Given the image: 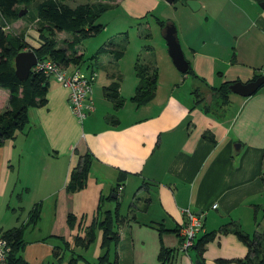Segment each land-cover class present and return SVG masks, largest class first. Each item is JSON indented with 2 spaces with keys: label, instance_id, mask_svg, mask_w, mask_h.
<instances>
[{
  "label": "crops",
  "instance_id": "obj_1",
  "mask_svg": "<svg viewBox=\"0 0 264 264\" xmlns=\"http://www.w3.org/2000/svg\"><path fill=\"white\" fill-rule=\"evenodd\" d=\"M197 1L195 12L185 0L168 6L170 10L163 8V0L117 1L137 20L168 11L165 21L164 17L155 21L175 27L191 74L178 77L166 59L165 73L168 82H180L179 86L191 79L187 100L176 94L178 86L171 83L164 93L156 87L148 103L137 107L130 95L133 106L127 105L120 81L121 108L116 110L103 94V102L94 104V91L103 92L121 74L100 78L98 70L90 68L85 73H97L90 96L94 110L82 122L69 108L68 90L50 79L46 104L27 109L26 133L17 138V132L1 143L0 198L10 191L11 198L16 195L17 200L29 202L38 214L35 223L30 213L22 224L19 255L27 264H70L75 257V264H90L99 262L106 252L108 261L102 264H162L158 259L161 248L173 251L169 264H195L199 260L195 249L177 253L183 209L202 215L203 233L229 224L249 236L263 230L264 86L247 98L229 91L225 107L213 101L212 89L225 82L248 83L260 76L264 8L259 4L264 0ZM164 28H160L162 34ZM37 40L28 43L31 48L40 46ZM55 42L57 48H66L56 36ZM160 48L164 56L165 47ZM134 73L132 92L138 83ZM0 97L2 113L8 108V91L0 89ZM230 106L234 111L229 115ZM129 108L132 117L127 119ZM111 113L117 123L107 122ZM86 154L91 156L86 184L68 192L70 175ZM104 204L105 212L112 214L118 207L119 219L113 226L118 239L103 248V233L98 229L86 248L66 249L65 243L72 245L76 235L82 236V222L93 219L98 206L102 209ZM255 206L259 208L256 212ZM13 214L7 218L16 217ZM70 215L73 227L68 225ZM5 231L0 229V234ZM246 254L247 248L231 228L206 245L202 264L243 259Z\"/></svg>",
  "mask_w": 264,
  "mask_h": 264
},
{
  "label": "trees",
  "instance_id": "obj_2",
  "mask_svg": "<svg viewBox=\"0 0 264 264\" xmlns=\"http://www.w3.org/2000/svg\"><path fill=\"white\" fill-rule=\"evenodd\" d=\"M87 3L78 4L74 7L66 4L64 0H0V17L5 24L0 25V89L7 90L9 93L8 108L0 113V145L4 140L13 139L17 132H20L28 122L27 109L30 107H43L46 104V93L48 86V78L41 72H31L29 78L25 81H19L14 73L13 59L24 51L31 50L35 53L37 59H51L59 66L68 67L70 65L77 66L83 60V56L76 49L79 39L92 37L98 34L103 26L96 24L101 12L105 10V3L96 4V1L106 2V0H86ZM112 1V0H109ZM116 1V0H114ZM186 1V0H185ZM27 9V14L24 17L29 23H37L40 29L39 39L41 44L38 48L27 47L22 35H12L5 32L4 26L18 21V13L20 8ZM162 28L165 23L156 20ZM58 33H68L72 35V40L66 43V48H57L55 36ZM110 45V44H109ZM108 45V46H109ZM107 44L99 50L106 52ZM122 53L118 52L116 58L119 59ZM138 83L135 88L131 101L137 107L151 101L156 92L155 74L149 75L147 67H135ZM186 74H191L188 67ZM233 82H225L219 88H213V101H219L223 107L228 105L229 86ZM103 95L106 99L114 103V108L117 110L123 106V99L119 94V84L111 83L103 88ZM209 111V109H207ZM111 122L117 123L115 118L110 117ZM91 164V156L86 154L79 159L76 168L70 175V181L67 186L68 192H75L82 189L87 180L89 168ZM108 197L107 200H111ZM102 201V200H101ZM255 212L259 208L254 207ZM116 207L114 214L109 211L103 212L104 219H98L100 214V205L97 208V215L93 218L91 225L84 228V236L76 235L72 245L65 243L66 249L73 247L86 248L95 239L96 229H100L103 233L102 247L107 248L112 241H116L118 236L113 232V223L119 219ZM264 219V207L260 209ZM38 219L37 212H31V223H35ZM202 219V231L196 235L193 246L199 260L204 262L203 253L206 245L213 241L217 234L224 233L232 228L237 239L247 248V254L243 259L225 260L217 259L216 264H229L236 262L237 264H264V229L260 232H255L252 236L244 234L240 231L237 225H223L216 232L203 233L204 220ZM30 223V224H31ZM74 217L68 218V225L73 227ZM80 225V224H79ZM180 231V230H179ZM23 229L14 228L3 232L2 237L5 238L10 247L11 252L8 256L7 264H27L19 253L23 249L22 242ZM183 238H180V245ZM53 255L57 258L58 252L53 251ZM173 256L172 250L161 248L158 259L162 264H169ZM59 261H61L59 259ZM77 258L70 260V264H75ZM102 261H108L107 252L99 259L98 264ZM104 263V262H103ZM117 264V262H115Z\"/></svg>",
  "mask_w": 264,
  "mask_h": 264
},
{
  "label": "rangeland",
  "instance_id": "obj_3",
  "mask_svg": "<svg viewBox=\"0 0 264 264\" xmlns=\"http://www.w3.org/2000/svg\"><path fill=\"white\" fill-rule=\"evenodd\" d=\"M117 1L118 0H106V2H95L96 4L105 3L106 5L105 10L101 12L100 17L96 21V24L102 25L103 28L98 34L92 37L79 39L78 44L76 45V49L79 51V53L82 54L83 60L79 65H77V67H79L80 70L83 72H87L90 68H94L98 70L100 78L102 76L105 77L107 74L111 73L121 74V78L114 77L112 80L117 83L122 81V97L126 98L127 105L133 106L132 103L128 100V97L134 94V90L132 92V81L134 78L133 76L135 75L134 72L136 66L147 67L149 75H156V87L161 89V93L167 91V89H169V87L171 86L170 84L173 83L174 85L178 86L176 94L182 100H187V93L190 92L189 84L191 82V79L188 78L186 83H183L179 86L180 82H176V84L174 82H168L170 77L168 74L165 73V71L167 70V63H165L166 59L171 63V66L174 68V72H177L175 74H177L178 77L184 75L178 72L174 67L172 60L168 54L166 41L164 40L163 34L160 29L161 27L158 25L157 21H155L156 17L159 19H161L160 17H164L163 21H165V17H167L168 11L162 14L159 11H156V13H152L151 16H145V19L143 20H137L132 19L126 14L124 9V3H121L119 5V2ZM181 1L182 0H178L173 4V6L176 4H181ZM64 2L72 7L78 4L87 3L86 0H64ZM161 4L162 6H164L163 8H168V10H170V7L168 6L171 5H166L167 3ZM23 10L27 9L22 6L20 8V11ZM26 14L27 13H25L22 17L26 16ZM1 24L5 23L0 17V25ZM4 28L5 32L9 34L22 35L27 47H30L28 43H37V39L40 36V29H38L37 23H29L28 20L24 18H20L18 21L13 22L8 26H4ZM56 38L60 44H63L64 42L71 41L70 38H72V35L68 33H58L56 34ZM106 44L109 50L106 52L99 53V50L105 47ZM161 46L165 47L164 56L161 55ZM118 52L122 53L119 59L116 58ZM169 66L170 64L168 63V67ZM171 66L170 68H172ZM102 94V90L98 91V93L94 91L92 96L94 104H98L97 100L103 102L104 98ZM107 102L109 101L106 100V102L104 103L107 104ZM95 109L98 110L99 107L95 105ZM227 110L228 113H232L234 111L233 107L231 106ZM131 114L132 109L129 108L127 113V119L132 117ZM113 115L115 114L111 113L108 116V123L111 122L110 117H113ZM24 128L25 129L22 132H18L17 138H21V134L26 133L27 129L26 127ZM9 194L10 191L7 193V196L5 198H0V219L1 217H4L0 220L4 222V224L0 222V229L6 231L14 228H23L22 224L25 225V216H28L29 218L30 213L33 211V205H30L29 202L17 200L16 195L11 198ZM7 206H9L8 210H6ZM106 209L107 205L104 204L102 209H100V214L98 215L99 221L104 219L103 212H105ZM14 210L16 215L13 214ZM10 212H13L12 214L16 217L7 218L9 215H12ZM92 220L93 219L88 220L87 222L84 221L82 222V225H84V227L86 228L91 225ZM5 225L8 226L5 227ZM28 226L29 224L26 225V227ZM113 226H115V221L113 223ZM81 232L82 236H84L85 230ZM97 232L98 228L96 229L95 234ZM189 251H191V249H188L187 251H181L178 249L177 253L183 255L187 254ZM90 264H98V261L90 262Z\"/></svg>",
  "mask_w": 264,
  "mask_h": 264
},
{
  "label": "built area",
  "instance_id": "obj_4",
  "mask_svg": "<svg viewBox=\"0 0 264 264\" xmlns=\"http://www.w3.org/2000/svg\"><path fill=\"white\" fill-rule=\"evenodd\" d=\"M31 72H41L45 77L53 79L68 90L69 108L79 122H82L93 112L94 106L90 96L97 78L96 71L85 73L74 65L62 67L51 59L40 61L37 59ZM260 76H264V65L260 68ZM213 207H217V204H214ZM182 213L185 219L179 229V234L183 238L179 250L187 251L193 246L196 235L202 231V219L200 214L189 209H183ZM10 252L11 247L8 241L0 235V264H7Z\"/></svg>",
  "mask_w": 264,
  "mask_h": 264
},
{
  "label": "water",
  "instance_id": "obj_5",
  "mask_svg": "<svg viewBox=\"0 0 264 264\" xmlns=\"http://www.w3.org/2000/svg\"><path fill=\"white\" fill-rule=\"evenodd\" d=\"M168 5H172L178 0H163ZM186 5L193 11L199 9V2L197 0H186ZM261 8H264V2L259 4ZM27 10L20 11L18 17L21 18ZM163 37L166 41L169 57L176 70L181 74H186L188 71V62L186 61L181 46L179 44L176 29L172 24L165 26L163 30ZM37 57L31 50L22 51L18 53L13 59L14 73L19 81H25L29 78L31 68L36 65ZM264 86V76H259L256 80L241 83L235 82L229 86V91L237 96L247 98L254 95L261 87ZM115 198V196H112ZM195 264H202L200 260H196Z\"/></svg>",
  "mask_w": 264,
  "mask_h": 264
}]
</instances>
